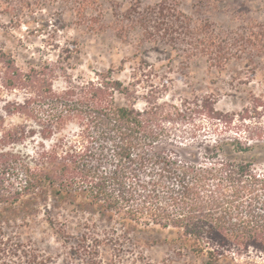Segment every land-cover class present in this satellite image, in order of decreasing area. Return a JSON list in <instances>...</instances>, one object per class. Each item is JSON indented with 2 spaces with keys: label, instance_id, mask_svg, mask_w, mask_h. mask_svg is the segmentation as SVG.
<instances>
[{
  "label": "trees",
  "instance_id": "trees-1",
  "mask_svg": "<svg viewBox=\"0 0 264 264\" xmlns=\"http://www.w3.org/2000/svg\"><path fill=\"white\" fill-rule=\"evenodd\" d=\"M157 8L164 12L166 2ZM189 24L183 29L190 43L215 63H223L229 45H239L208 35L204 24L193 31ZM240 39L252 47L255 39L264 42V30L249 29ZM70 65L20 66L0 45V253L14 240L9 230L42 212L83 264H100L105 246L116 250L109 260L121 264L123 242L138 250L133 264L145 263L144 250L152 245L178 257L189 254L199 264L264 259V168L257 165L264 158V127L240 117L239 131L205 143L210 152L200 160H183L158 146L170 139L164 122L179 117L185 100L181 108L149 100L143 109L134 101L119 105L116 94L131 100L134 92L112 69L74 81ZM59 77L66 79L61 89L55 87ZM253 99L254 107L264 105ZM194 104L192 112L208 115L221 133L231 128L233 117L218 116L208 98ZM66 205L107 223V234L91 236L88 221L68 235L67 220L58 219ZM115 224L121 228L116 236Z\"/></svg>",
  "mask_w": 264,
  "mask_h": 264
},
{
  "label": "rangeland",
  "instance_id": "rangeland-1",
  "mask_svg": "<svg viewBox=\"0 0 264 264\" xmlns=\"http://www.w3.org/2000/svg\"><path fill=\"white\" fill-rule=\"evenodd\" d=\"M162 2L167 5L164 12L157 8ZM187 21L191 31L201 23L208 35L239 45H229L223 63H215L201 46L190 43L193 38L183 29ZM249 29L264 30V0H0V45L20 66L70 62L68 75L74 81L112 69L134 92L131 100L116 94V103L134 101L138 109L146 106V100L180 108L185 100L179 117L164 122L170 139L158 147L192 162L210 152L205 143L239 131L234 126L242 122L240 117L246 125L264 127V105L254 107L253 101L257 96L264 102V42L255 39L256 44L246 46L240 38ZM65 85L64 77L55 82L59 89ZM203 98L221 113L218 116L233 117L226 133L208 115L192 112L195 101ZM257 165L264 168V158ZM58 219L67 220L68 235L82 230L88 221L93 222L91 236L102 237L110 228L69 205L58 211ZM115 228L116 236L121 228L117 224ZM16 231L7 232L14 240L4 246L0 264H83L71 257L70 244L48 226L42 212ZM123 246L127 251L121 264H133L138 250L129 243ZM100 251V264H115L109 260L116 252L112 246ZM144 254L148 260L142 264H199L191 255L178 257L163 245L146 247ZM250 258L257 264L264 261L255 255Z\"/></svg>",
  "mask_w": 264,
  "mask_h": 264
}]
</instances>
